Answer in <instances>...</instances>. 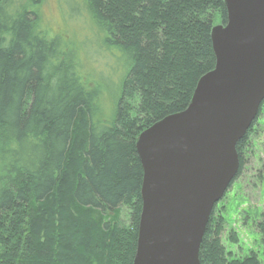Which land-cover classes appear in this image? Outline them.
<instances>
[{
	"label": "trees",
	"instance_id": "16d2710c",
	"mask_svg": "<svg viewBox=\"0 0 264 264\" xmlns=\"http://www.w3.org/2000/svg\"><path fill=\"white\" fill-rule=\"evenodd\" d=\"M32 2L0 0V264H133L144 175L138 137L186 109L215 68L211 32L227 23L225 0H81L100 46L113 63L126 60L105 109L88 56L72 38L51 36ZM256 121L237 144L239 174ZM220 203L200 264H263L264 214L252 219L263 260L254 251L240 257L223 242ZM229 240L238 242L235 232Z\"/></svg>",
	"mask_w": 264,
	"mask_h": 264
},
{
	"label": "water",
	"instance_id": "95a60500",
	"mask_svg": "<svg viewBox=\"0 0 264 264\" xmlns=\"http://www.w3.org/2000/svg\"><path fill=\"white\" fill-rule=\"evenodd\" d=\"M211 38L215 68L188 107L145 129L142 212L133 264H200L215 205L240 172L238 142L264 102V0H225Z\"/></svg>",
	"mask_w": 264,
	"mask_h": 264
},
{
	"label": "rangeland",
	"instance_id": "374dc122",
	"mask_svg": "<svg viewBox=\"0 0 264 264\" xmlns=\"http://www.w3.org/2000/svg\"><path fill=\"white\" fill-rule=\"evenodd\" d=\"M32 5L41 13L44 25L49 28L51 36L61 35L68 40L72 38L74 49L78 51L80 57L88 56L90 65L86 67L89 69L87 77L95 86L105 89L107 100L106 104L103 100L104 109L106 106L111 107L113 98L110 97L109 82L112 81L110 88L115 89L122 69L123 76L126 73V60L122 55H117V59L112 62L109 53L100 46L96 29H92L90 18L81 5V0H34ZM113 75L116 76L115 79ZM261 108L262 112L260 110L261 114L259 112L247 142L242 172L237 179L235 178L236 180L234 179L231 189L226 191L220 206L225 207L226 211L222 239L227 249L240 257L254 251L263 260L260 233L256 223L252 222L254 216L264 214V107ZM120 216L125 223L128 222L129 214L125 207L122 208ZM232 231L238 238L235 244L229 240Z\"/></svg>",
	"mask_w": 264,
	"mask_h": 264
}]
</instances>
